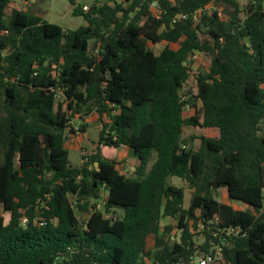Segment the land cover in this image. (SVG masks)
Instances as JSON below:
<instances>
[{"label": "trees", "instance_id": "16d2710c", "mask_svg": "<svg viewBox=\"0 0 264 264\" xmlns=\"http://www.w3.org/2000/svg\"><path fill=\"white\" fill-rule=\"evenodd\" d=\"M70 2L76 30L0 0V264H191L222 243L226 264H264V0ZM93 113L74 167L71 122Z\"/></svg>", "mask_w": 264, "mask_h": 264}, {"label": "rangeland", "instance_id": "374dc122", "mask_svg": "<svg viewBox=\"0 0 264 264\" xmlns=\"http://www.w3.org/2000/svg\"><path fill=\"white\" fill-rule=\"evenodd\" d=\"M9 11L13 9L28 11L32 14L41 16L50 23L58 24L65 29L76 30L77 28L84 26L86 24L83 17L74 16L72 13L73 6L70 0H10ZM95 0H78L84 6H90ZM104 1V0H99ZM106 1V0H105ZM243 4H246L247 0H241ZM153 11L158 15V9L153 7ZM166 46V43L153 44L149 43V47L152 48L157 54H159ZM191 69L192 76L190 81L186 85L185 89L193 87L194 85V73L207 72L211 65V59L204 55L197 53L192 59ZM187 116V114H186ZM107 120V119H106ZM71 124L76 128L81 127L82 125H87L86 135L80 132L72 133L68 136L67 148L69 150V160L74 167H80L83 163V154L90 155L96 149V146L100 140V132L102 129L101 122L96 113H93L90 116H87L85 119L75 118L72 120ZM78 131V130H77ZM186 139H189L193 135V130L190 127L185 128ZM204 135L207 137H217L218 132L214 129H209L204 132ZM107 158L110 159H125L127 164L132 167L137 163L134 157L127 151V149H115L110 147H105L102 149V152ZM122 154V155H121ZM157 159V155L154 154L150 160L148 167H151ZM132 170V169H130ZM169 184L182 187L186 192L185 207L189 206L193 191L188 187L187 183L184 182L181 178H172L168 182ZM225 189L220 193V200H224ZM239 203L236 200H232V204ZM9 217V216H8ZM7 217V218H8ZM81 219H85V216H81ZM163 226L171 225L174 226L175 223L170 218H164L162 221ZM174 232H178L176 229ZM173 236V234H172ZM171 236V237H172ZM170 237V239H171ZM197 244H202L204 242L203 237H196ZM151 246H154V238L150 239Z\"/></svg>", "mask_w": 264, "mask_h": 264}, {"label": "built area", "instance_id": "2783aa9c", "mask_svg": "<svg viewBox=\"0 0 264 264\" xmlns=\"http://www.w3.org/2000/svg\"><path fill=\"white\" fill-rule=\"evenodd\" d=\"M152 7H155L156 9H158L157 3H154ZM84 9L88 11L87 6H84ZM159 14H160V11L158 10V15ZM178 18H185V16L183 17L179 16ZM75 131L76 133L79 132V127L78 128L76 127ZM83 155H86V154H83ZM263 197H264V193H263ZM105 203L106 202L102 200L101 203L99 204V207L103 208ZM230 233L238 234L239 230L231 228ZM222 244L215 245L214 248L211 249L208 253H199V254L194 255L192 257L191 264H226Z\"/></svg>", "mask_w": 264, "mask_h": 264}, {"label": "crops", "instance_id": "0c3cea01", "mask_svg": "<svg viewBox=\"0 0 264 264\" xmlns=\"http://www.w3.org/2000/svg\"><path fill=\"white\" fill-rule=\"evenodd\" d=\"M38 16V15H37ZM214 130H217V129H214ZM217 132H218V130H217ZM86 135V134H85ZM218 135H219V132H218ZM67 147V146H66ZM68 149V148H67ZM123 149H126V148H120V150H123ZM128 151V150H127ZM129 152V151H128ZM130 153V152H129ZM105 154H108V152H106L105 151V153H104V155ZM122 155V154H121ZM106 157V156H105ZM136 161H137V159L136 158H134ZM121 161H125V159L123 160V159H120ZM136 164H138V162L136 163ZM135 164V165H136ZM135 165H133L132 167H131V169L134 171V169H135ZM221 191H223V190H221ZM220 191V192H221ZM224 196V200H222V202H224V203H227V204H231V201H230V199H229V196H228V194H227V191L225 190V194L223 195ZM231 205H233V207L235 208V209H237V210H245L246 208H247V206L246 205H244V204H241V203H237V204H231ZM120 214V213H119Z\"/></svg>", "mask_w": 264, "mask_h": 264}]
</instances>
